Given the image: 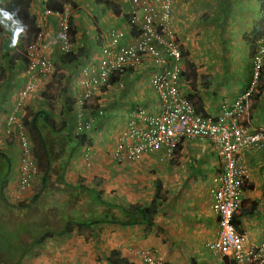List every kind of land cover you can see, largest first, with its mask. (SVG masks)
Returning <instances> with one entry per match:
<instances>
[{"label":"crops","instance_id":"1","mask_svg":"<svg viewBox=\"0 0 264 264\" xmlns=\"http://www.w3.org/2000/svg\"><path fill=\"white\" fill-rule=\"evenodd\" d=\"M74 1L80 9V14L73 13L78 17L77 44L84 46L89 54L97 48V41L105 38L110 27L125 28L123 16L102 9L103 5H100L103 12L96 14L95 9L86 11V0ZM162 1L144 0L143 3L159 10ZM7 2L10 0H0L1 5ZM92 3L95 4L93 0ZM119 7L125 11L123 6ZM171 8L170 29L180 42L181 65L187 76L183 75L181 90L191 97L197 110L215 116L224 102L233 101L248 86L250 46L243 35L246 33L254 39L261 33L264 0H172ZM34 10L38 16L40 7ZM89 15L87 21L80 18ZM255 24L260 29L253 32ZM0 27L1 45L4 36L14 40V24L3 18L2 12ZM54 28L55 22L47 21L44 27L48 31L47 39L51 40ZM4 47L1 49L6 52ZM5 59H2L4 67ZM24 70L22 64L17 63L7 72L5 82L11 79V85L13 82L17 85L20 80L23 85ZM150 77L151 70L146 66L138 67L120 78L121 86L100 96L101 114L95 116L89 108L83 109L84 115L93 122L87 137L94 149L84 158L85 146L77 148L66 177L74 174L75 181L83 177L84 182L98 187L106 176L110 181V193L104 196L125 206L156 201L159 205L153 223L134 226L104 223L96 226L89 239L75 236L76 232L54 236L33 246L18 264H108L106 257L112 249L139 264H146L140 257L146 251L164 264H224L222 256L207 246L218 231L210 188L218 183L220 160L216 146L209 139H184L176 146L173 157L166 156L162 149L149 152L136 161L115 162L111 157L117 137L125 130L127 112L136 104L148 111L157 109V95ZM4 85L1 86L0 103L8 91ZM16 92H7L11 96L8 102ZM81 92L82 89L77 95ZM30 99L27 107L31 109L34 104ZM8 102L6 107H10ZM250 125L264 129V89L258 99L252 98ZM241 168L246 184L234 218L245 245L252 248L264 242V145L242 149Z\"/></svg>","mask_w":264,"mask_h":264},{"label":"built area","instance_id":"2","mask_svg":"<svg viewBox=\"0 0 264 264\" xmlns=\"http://www.w3.org/2000/svg\"><path fill=\"white\" fill-rule=\"evenodd\" d=\"M48 0H32L30 9L40 7L36 23L40 28L38 37L26 46L24 85L13 96L11 111L6 114L5 137L11 143L9 156L11 172L6 192L12 202L23 200L25 192L33 189L37 180L36 161L24 122L25 106L30 93L35 90V76H47L54 67L47 51L68 54L73 44L68 34L71 5L66 3L61 12L46 7ZM144 0H119L123 6L125 28L110 27L105 38L97 41L96 58L79 66V85L82 92L76 100L79 108L76 133L91 129L93 122L83 112V105L92 102L115 86H121L120 78L134 69L146 66L151 70V87L157 95V109L148 111L139 104L126 114L125 130L117 137L111 151L115 162L136 161L143 155L162 149L173 157L176 146L184 139L207 138L219 154L218 183L210 188L211 208L217 216L218 231L207 243L213 252L235 264H258L264 262V242L248 248L245 238L234 223V216L241 205L245 178L241 168L242 149L264 145V129L251 128L252 94L256 91L258 77L264 66V25L261 33L250 44L251 74L248 86L231 102H224L217 115L197 111L193 102L182 89L184 68L180 42L170 29L171 1L163 0L159 10H154ZM115 18L114 15H112ZM116 19V18H115ZM55 22L51 40L44 30L47 21ZM97 35V34H96ZM107 36V38H106ZM54 45H50L53 44ZM118 84V85H117ZM91 109V108H89ZM102 113L101 110L98 111ZM92 144L85 145L83 156L88 158ZM15 202V203H16ZM147 264H164L147 251L140 254Z\"/></svg>","mask_w":264,"mask_h":264},{"label":"trees","instance_id":"3","mask_svg":"<svg viewBox=\"0 0 264 264\" xmlns=\"http://www.w3.org/2000/svg\"><path fill=\"white\" fill-rule=\"evenodd\" d=\"M31 1L10 0L3 5L0 3L2 17L13 22L17 37V41L12 40L11 46L6 45L7 49H4L6 52L0 49V86L5 84L4 86L7 87L9 93L15 92L23 85L20 80L16 83L17 85L14 84L15 82L11 85V79L6 83L7 72L14 69L17 63L18 65L22 64L23 68L25 67L26 46L37 39L40 31L36 23V16L29 12ZM95 2L108 10H112L117 16H125L122 9L112 0H95ZM66 3H69L73 8L76 7L74 0H48L46 7L52 11L61 12ZM258 28L260 29V26L255 24L253 32L258 31ZM5 30L8 29L5 28ZM68 34L70 42H75L77 26L73 16H70L68 20ZM243 37L249 43L251 61L253 48L250 44L253 39L249 38L246 33ZM57 56L59 63L67 65L66 67H70L73 72L88 59V52L85 51L84 46H79L76 53L58 54ZM3 58H6V67L2 65ZM188 65L191 64L188 63ZM183 75L186 76V72H183ZM263 89L264 66L258 77V84L252 98L254 96L258 99ZM63 91L66 90L63 89ZM7 92L4 93L2 100L4 106H7L10 98ZM67 96V102L72 105L73 100L71 98L73 99V97H69L68 94ZM52 99H55L53 94L44 98L42 107L37 110L25 107L24 122L28 140L32 145V155L36 161L35 178L37 180L33 189L25 192V194L28 195L29 192H33V196L26 197L24 200L21 199L16 203H12V200L8 199L6 187L11 172V158L9 156L11 147L0 149V245L2 246L0 264H18L33 246L48 238L74 231L88 230L92 232L96 226L104 223L121 226L151 225L153 215L159 205L156 201H152L148 205L136 203L125 206L107 199L102 189L84 182L83 177H78L76 181L68 180L66 174L72 156L77 148L90 145L91 140L87 135L93 127L86 132L74 135L72 130L76 125L72 123V120L70 121L71 117H66L64 111L60 112L59 119L53 116L55 108L53 102H50ZM99 99V97L94 98V101H97L94 104L86 102L83 105L84 109L91 108V114L99 115V105H101ZM65 104L66 102L60 106L62 110H66ZM5 109L8 111V107ZM197 111L201 110L198 109ZM7 142V145H10L11 141ZM156 184L159 186V182ZM8 209H17L20 216L19 220L2 218ZM23 234H26L25 238H23ZM106 261L108 264H139L122 255L117 249L109 251ZM223 263L235 264L227 257H223Z\"/></svg>","mask_w":264,"mask_h":264},{"label":"rangeland","instance_id":"4","mask_svg":"<svg viewBox=\"0 0 264 264\" xmlns=\"http://www.w3.org/2000/svg\"><path fill=\"white\" fill-rule=\"evenodd\" d=\"M3 1L5 2L6 0H3ZM86 4H87L86 11H88V12H92L93 9H95V11H97L96 14H98L99 12H103V10L100 9V5L93 4L92 0H86L85 5ZM76 8H77V6H76ZM72 9L73 8H71V10ZM102 9H103V7H102ZM29 12H35L34 7L32 9H30ZM0 14H1V12H0ZM90 22H92V21H90ZM14 35H16V33ZM8 40H10V41H8ZM14 40H16V37L14 38ZM11 42H12L11 38L4 36V42L2 43V45H1V41H0V49L3 45L5 46L4 49H7L6 45L7 44L10 45ZM77 43L79 44V41H77L75 39V42L73 43V45H74L73 49L74 50L72 51L74 53H76L77 48L79 47ZM246 45L248 47L247 43H246ZM248 49H249V47H248ZM52 50H53V48L50 47V49L47 51V56L53 64L54 71L52 74L47 75V76H35V77H33V80L36 82L35 90H33L30 93V96H32V98L29 97L28 100L31 98L30 101L34 104V105H32L31 109L32 108L33 109L34 108H41L42 103L44 102V98L53 94V96H55V99H52L50 101V102H53L52 104H54V108H55V110L53 112V116L56 119H59L60 112L64 111L65 116L68 118L71 117L70 121L72 120V123H74L76 125L77 113L79 112V108L76 105V100L78 98V95H77L78 92L81 91V86L79 85V79H78V77H79L78 68H76V70L75 71L73 70V72H72V70H70V67H66L67 65H61L59 63L58 56H57L58 52L57 51L54 52ZM93 50L94 51H92V52H94V59H95L96 58V52L98 53L99 50H97V48H95V47ZM92 59L93 58H88V62H90ZM76 82H78V83L75 85ZM73 83H74V85H73ZM23 85H24V83H23ZM63 89L66 91L64 92ZM2 90L3 89L0 86V94H1ZM69 93L74 94V95H72L73 99L71 98V100L74 101V102H72L73 106L69 102H67L68 101L67 94H69ZM28 100H27L26 106H28ZM64 102H66V104L64 105L65 106L64 108L66 110H64V109L62 110L60 107ZM8 103L10 105V108H12V100ZM91 103H94V100ZM0 105H1L0 106V149H5L7 147V144H8L7 141H9V139L5 137V133H4V130L7 126L6 125L7 119L5 116L6 115L5 114L6 109L2 110V108L3 107L6 108V106H4V103L2 101H1ZM69 105H71V106H69ZM72 133L74 135L76 134V126H74ZM0 174H1V172H0ZM98 177H100V176L98 175L97 178ZM67 178L70 181H75L74 174L67 175ZM102 178H103V181L101 182L102 184H101V186H98V189L105 188L106 191L104 192V194L110 193L109 192L110 181L107 180L106 176H103ZM105 180H107L109 183L105 182ZM31 196H33V192H29L28 195L24 194L23 200L26 199V197L29 198ZM8 199L11 200L10 197H8ZM15 202L16 201H14L12 203H15ZM17 212H18L17 209H14V210L8 209V212L6 213L5 216H2V218H14L15 220H19L20 216H19V212H18V214H17ZM51 218H53V217H51ZM74 232H76L75 236H81V237H84L85 239H87V238L89 239L90 236L92 235L93 231L90 232L88 230H83L82 232H78V231H74ZM15 233H18V231H15ZM93 234H94V232H93ZM25 235L26 234L22 235L23 238L26 237ZM82 235H84V236H82ZM37 245H39V244H37ZM1 250H2V246L0 245V251ZM36 255L37 254L35 253L34 257H36Z\"/></svg>","mask_w":264,"mask_h":264},{"label":"clouds","instance_id":"5","mask_svg":"<svg viewBox=\"0 0 264 264\" xmlns=\"http://www.w3.org/2000/svg\"><path fill=\"white\" fill-rule=\"evenodd\" d=\"M94 1V3L96 4V2H95V0H93ZM76 3V6H77V2H75ZM97 5H101V4H97ZM72 7V6H71ZM103 8H104V6H102ZM73 8V7H72ZM108 10V9H107ZM72 13H71V16H73V18H74V22H75V24H76V20H78V17L77 16H74L73 15V13L74 12H77V14H80V9L77 7H75V8H73L72 10ZM112 14H114L113 12H112V10H109ZM115 15V14H114ZM95 16V15H94ZM81 19H84V20H88L89 18H90V15L89 16H87V17H80ZM97 32V34H99V32L98 31H96ZM17 39V38H16ZM74 43V42H73ZM72 43V44H73ZM73 48H74V45H73ZM97 49H98V47H97ZM74 50V49H73ZM71 53H73V52H71ZM97 53V52H96ZM58 54H60V53H58ZM92 54H94V52L93 53H88V58H93L94 57V55H93V57H92ZM60 55H65V54H60ZM85 60V59H84ZM86 61H88V59L86 60ZM11 97V96H10ZM12 100H13V98H12ZM5 109V108H4ZM11 111V108L10 107H8V111H6V114L8 113V112H10ZM25 113V112H24ZM6 116V115H5Z\"/></svg>","mask_w":264,"mask_h":264}]
</instances>
